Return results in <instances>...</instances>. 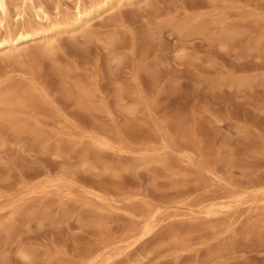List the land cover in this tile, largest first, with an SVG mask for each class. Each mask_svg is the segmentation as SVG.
Here are the masks:
<instances>
[{"label": "rangeland", "instance_id": "1", "mask_svg": "<svg viewBox=\"0 0 264 264\" xmlns=\"http://www.w3.org/2000/svg\"><path fill=\"white\" fill-rule=\"evenodd\" d=\"M39 52L0 59V75L34 76L56 102L0 148V264H264L261 195L220 208L264 187V0H147ZM80 83L100 89V110L67 95ZM154 155L167 164L143 162ZM58 177L71 187L44 188ZM154 206L152 232L128 246Z\"/></svg>", "mask_w": 264, "mask_h": 264}, {"label": "bare ground", "instance_id": "2", "mask_svg": "<svg viewBox=\"0 0 264 264\" xmlns=\"http://www.w3.org/2000/svg\"><path fill=\"white\" fill-rule=\"evenodd\" d=\"M70 1L73 4L72 12L63 10L60 2H56L51 10L42 0H0V59L21 62L31 46L39 49L41 54L52 55L61 35L90 32L94 21L124 6L142 4L147 0ZM29 14L33 16L32 22L27 20ZM205 28L200 26L197 30L205 31ZM67 76L70 77L69 74H65V81L68 80ZM35 80L34 76H28L25 72H20L18 75L8 74L5 77L0 75V148L16 145L18 143L16 136L22 133L40 130V117H38L41 114L40 109L56 103L47 97V91L35 85ZM67 92L69 97L90 113L100 110L99 105H105L103 99L99 101L98 106L95 104L100 89L86 83L76 84L72 91L68 89ZM65 127L68 126L64 124L62 128ZM93 140L97 147L114 148L106 138H93ZM153 160L165 164L168 162L160 155L145 158L143 162L149 163ZM63 187L70 188L71 183L64 177H58L48 181L44 188L59 190ZM259 194L260 200L264 202V187L253 184L232 193L229 200L222 203L220 208L231 212L239 204L255 203V197ZM215 205L204 206L200 212L206 217L215 216L219 212ZM161 209L160 206L149 208L142 230L136 236H132L128 246L137 244L152 232L154 222L162 213ZM112 257L113 254H108L102 259V255L97 253L84 264H108Z\"/></svg>", "mask_w": 264, "mask_h": 264}]
</instances>
